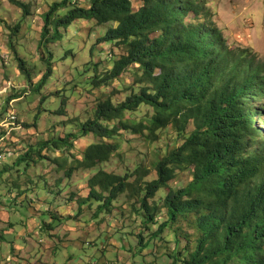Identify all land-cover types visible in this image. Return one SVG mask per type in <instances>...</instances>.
Wrapping results in <instances>:
<instances>
[{
  "label": "clouds",
  "instance_id": "9594fccd",
  "mask_svg": "<svg viewBox=\"0 0 264 264\" xmlns=\"http://www.w3.org/2000/svg\"><path fill=\"white\" fill-rule=\"evenodd\" d=\"M102 3L0 0V264H246L264 117L235 124L226 164L204 114L253 80L264 102V0ZM166 29L159 54L134 47ZM180 60L208 69L198 104L160 94Z\"/></svg>",
  "mask_w": 264,
  "mask_h": 264
},
{
  "label": "trees",
  "instance_id": "16d2710c",
  "mask_svg": "<svg viewBox=\"0 0 264 264\" xmlns=\"http://www.w3.org/2000/svg\"><path fill=\"white\" fill-rule=\"evenodd\" d=\"M120 2L121 0H103L101 9L105 5L115 8L120 5ZM167 2L171 3V0H167ZM101 9H97V11L100 12ZM136 26L137 22L135 18H129L125 23V30L130 31ZM176 27L177 29L180 28L178 21ZM172 35H174V31L167 29L163 40H160L159 38L150 40L148 35H145L143 37V42L138 41L134 47L143 49L148 45H153L154 48L150 49L149 52H156V54H159V52L168 45L169 37ZM179 40L180 36L175 35V40L169 47L170 51L182 46L176 43V41ZM208 40H212V37H206L204 42L206 43ZM205 51L211 53L214 49L206 48ZM200 67V65H189L184 63L183 60H180L179 63H176L167 71V77L165 78V83L161 88L160 94L164 95L166 98L168 96H172L173 98L180 96L181 98H187L190 102L198 104L200 99L208 94V88L205 86V81L210 79V77L207 76L208 69H204V71L201 72ZM260 83H264V81H261ZM257 88H259V84L253 80L249 81L245 86V89L239 90L241 96L247 97L248 102L246 105H244V101L234 99L233 97L235 93H233V95L222 97L219 101V106H217L215 102L210 101L208 112L204 114L205 119L208 118L210 113L212 114V119L209 121V131L211 132L212 137L209 138L208 133H204L206 141L207 139H212V142L207 144L208 151L210 153H215L219 160L225 161L226 164L231 159L230 154L235 150L232 145V141L237 134V132L234 131L235 124L241 119L252 121L255 118L264 116V108L261 107L258 102L254 101L251 95H249L253 89ZM261 91H264V89H261ZM238 104L244 105L243 111L237 107ZM235 147H239V145H236ZM262 196H264V194H262ZM212 215H219V213L213 212ZM223 221L224 217L221 215L222 224ZM252 235L254 240L253 243L249 245L251 248V255L245 251L243 259L246 264H264V254L261 253V250H264V231H260L258 237L255 232H253Z\"/></svg>",
  "mask_w": 264,
  "mask_h": 264
},
{
  "label": "rangeland",
  "instance_id": "374dc122",
  "mask_svg": "<svg viewBox=\"0 0 264 264\" xmlns=\"http://www.w3.org/2000/svg\"><path fill=\"white\" fill-rule=\"evenodd\" d=\"M259 105L261 106V103H264V102H258ZM264 108V107H263ZM263 113H264V110H263ZM264 117V116H263ZM258 118H261V117H258Z\"/></svg>",
  "mask_w": 264,
  "mask_h": 264
}]
</instances>
